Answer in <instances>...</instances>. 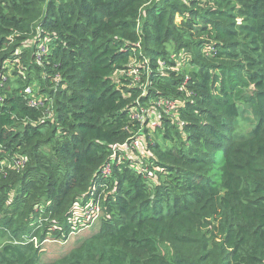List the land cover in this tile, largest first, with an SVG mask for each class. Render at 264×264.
Segmentation results:
<instances>
[{
	"label": "trees",
	"instance_id": "1",
	"mask_svg": "<svg viewBox=\"0 0 264 264\" xmlns=\"http://www.w3.org/2000/svg\"><path fill=\"white\" fill-rule=\"evenodd\" d=\"M131 65L144 94L112 76ZM0 94V264H264V0H0ZM160 96L181 105L143 174L114 145L136 100ZM90 198L98 230L41 261Z\"/></svg>",
	"mask_w": 264,
	"mask_h": 264
},
{
	"label": "built area",
	"instance_id": "2",
	"mask_svg": "<svg viewBox=\"0 0 264 264\" xmlns=\"http://www.w3.org/2000/svg\"><path fill=\"white\" fill-rule=\"evenodd\" d=\"M46 52V44L39 42L37 57L40 61L42 54ZM172 58L175 56L172 55ZM178 65V64H177ZM164 62H161V68H163ZM117 70L113 73L112 76L116 79L117 83L120 81V78L129 79L128 87H138L142 90V93L147 89L149 82L147 80L148 76L141 74V70L137 66L131 65ZM162 70V69H161ZM120 74V76H117ZM147 75V73H146ZM59 78V76H57ZM21 94L23 95L26 102L36 108H42L45 110V117H52L53 112L51 108V103H47L44 97L40 94H37L35 89L32 86H26ZM3 96L0 94V104L2 103ZM180 102L177 99L171 97L160 96L152 101H149L145 104H142L138 99L136 100L135 105L129 108L128 110V119L133 124L134 128L130 130V136L128 140L122 144H115L114 148H121L127 152H138L139 156L133 158L130 154L127 155L134 159L133 167L135 170L143 174H149V166L145 162L146 157V144L144 145V140L148 137L149 133L153 132L161 126V120L164 117H171L177 114V108L180 106ZM150 142V141H147ZM146 142V143H147ZM114 158V153L111 155V159ZM15 167L24 165L23 160H17L12 163ZM111 162H108L102 170V175L107 177L111 173ZM102 205L100 200L90 198L87 201H79L76 205L75 210L82 211L83 217L79 218L84 221V224L92 223L96 219L100 220L102 217ZM81 225V224H80Z\"/></svg>",
	"mask_w": 264,
	"mask_h": 264
},
{
	"label": "rangeland",
	"instance_id": "3",
	"mask_svg": "<svg viewBox=\"0 0 264 264\" xmlns=\"http://www.w3.org/2000/svg\"><path fill=\"white\" fill-rule=\"evenodd\" d=\"M164 73L165 72H163L162 74ZM117 76H120V74H117ZM241 108L242 111L241 115L237 118L236 128L237 131L241 133H247L253 125L254 115L250 106L241 105ZM177 116L178 114H175L172 116V118L176 120ZM147 141L159 142L163 145L168 144L164 143V139L161 138V135H159L157 130L149 133L148 137L144 140V145ZM127 153L130 154L133 158H136V156L140 155V153L138 152ZM78 222L81 225H79L78 229L73 231L69 235L67 241L61 242L53 239L46 240V242L42 244V249L39 252L38 258L44 262H53L65 256L70 250L80 245L85 237L98 230L100 220L96 219V221L89 224H84L79 219Z\"/></svg>",
	"mask_w": 264,
	"mask_h": 264
}]
</instances>
